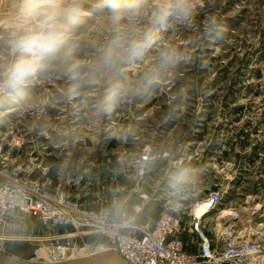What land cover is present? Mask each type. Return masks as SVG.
<instances>
[{
	"label": "rangeland",
	"instance_id": "obj_1",
	"mask_svg": "<svg viewBox=\"0 0 264 264\" xmlns=\"http://www.w3.org/2000/svg\"><path fill=\"white\" fill-rule=\"evenodd\" d=\"M161 39L193 41L194 50L170 76L103 117H92L86 98L60 77L35 83L23 97L0 98V172L62 188L68 181L46 166L70 161L73 184L100 202L103 181L113 177L117 195L143 197L127 210L141 226L166 211L188 212L220 191L222 203L206 226L216 228L212 236L220 227L264 238V0H202L191 27L170 29ZM103 150L110 157L96 160ZM143 151L151 155L147 172L138 163ZM180 169L187 179L174 188L171 177ZM183 235L200 247L188 224ZM14 242L3 241L0 258H14L9 249L28 250Z\"/></svg>",
	"mask_w": 264,
	"mask_h": 264
},
{
	"label": "clouds",
	"instance_id": "obj_2",
	"mask_svg": "<svg viewBox=\"0 0 264 264\" xmlns=\"http://www.w3.org/2000/svg\"><path fill=\"white\" fill-rule=\"evenodd\" d=\"M201 2L0 0V98L23 97L35 83L60 77L86 98L92 117H103L189 59L193 41L161 37L191 27ZM171 179L178 188L185 170ZM126 221V201L114 193L98 223L115 233Z\"/></svg>",
	"mask_w": 264,
	"mask_h": 264
},
{
	"label": "built area",
	"instance_id": "obj_3",
	"mask_svg": "<svg viewBox=\"0 0 264 264\" xmlns=\"http://www.w3.org/2000/svg\"><path fill=\"white\" fill-rule=\"evenodd\" d=\"M150 160V153L143 151L138 159L140 171L147 172ZM0 177L4 178L0 179V255L6 252L3 241L9 240L29 246L26 251L9 249L15 258L38 262L92 256L99 247H106L132 264H264V238L240 237L219 231L220 227L212 236L216 228L206 229L208 218L222 203L220 191L196 200L188 212L166 211L146 225L127 217L126 226L113 233L98 223L106 208L91 207L66 185L47 187L30 177H8L2 172ZM187 224L200 240L197 252L186 250ZM30 228H43L45 233L30 234Z\"/></svg>",
	"mask_w": 264,
	"mask_h": 264
},
{
	"label": "crops",
	"instance_id": "obj_4",
	"mask_svg": "<svg viewBox=\"0 0 264 264\" xmlns=\"http://www.w3.org/2000/svg\"><path fill=\"white\" fill-rule=\"evenodd\" d=\"M113 143H114V141H113ZM102 152L103 153H101V152L100 153H96V154L94 153L96 160H98L100 158V156L101 157L102 156H107V157H105V159H108L110 157L111 150H107V151L106 150H103ZM118 162H119L118 164L119 165L121 164L120 166L123 168V161H121V158L119 159ZM55 164H52L53 166H46V169H51V173L56 172L54 174H59L60 177H61V180H64L65 182L68 181V183H65V185H67L70 188V190L72 191V194L75 195V196L78 195V197L82 201L87 202L91 207H99V208H101L100 205H102L104 208H108L111 205V203H112L113 194L116 193V191L118 189H120V185H119L120 183L119 182L118 183H115V181L112 180L113 177L110 179V181H108V183L105 182V181H103V184H102V188L101 189H103L105 191V189L107 188V191H106L107 194L106 195H103L104 197H101L99 199V200L104 199L101 202L100 201H96V199H93V197H91L92 196L91 194H89V193L82 194V192H83L84 189L83 188H80V186L78 184H73L74 183L75 174L77 172L76 171L77 169L74 168V166H73L74 164H70V161H69V163H64V164H67L68 165L65 168H64V164H62V165H60L58 167H54ZM94 165H95V162H93V164H92V166H91L90 169H94L93 168ZM136 170L138 171V168H136ZM88 171L91 174V171L89 169H88ZM94 176H96V175H93V179H94ZM90 180L91 179L89 177V182H90ZM116 194H118V193H116ZM94 196H97V195H94ZM120 197L123 200H125V201L127 199V198L123 197V195H121ZM141 198H143V197L142 196H139V195L138 196H134V197H132V196L129 197L128 200L126 201V208H127V210L129 209V206L130 205L132 206V205H138V204H140V202H141L140 200H142ZM97 204L99 206H96ZM146 210H147V208H146ZM146 210L145 211L144 210L142 211V213L140 214V219H142V217H144L147 214V211ZM183 238H184L185 243H186L185 246H186V250L187 251H189V252H197L199 250V247H198L197 243H195V240H193L191 238H186V237H184V235H183ZM192 242L194 244H191Z\"/></svg>",
	"mask_w": 264,
	"mask_h": 264
},
{
	"label": "water",
	"instance_id": "obj_5",
	"mask_svg": "<svg viewBox=\"0 0 264 264\" xmlns=\"http://www.w3.org/2000/svg\"><path fill=\"white\" fill-rule=\"evenodd\" d=\"M0 264H132L121 257L116 251L108 250L92 256L81 257L59 263L37 262L31 260H17L0 258Z\"/></svg>",
	"mask_w": 264,
	"mask_h": 264
},
{
	"label": "bare ground",
	"instance_id": "obj_6",
	"mask_svg": "<svg viewBox=\"0 0 264 264\" xmlns=\"http://www.w3.org/2000/svg\"><path fill=\"white\" fill-rule=\"evenodd\" d=\"M201 213V211H199V214ZM106 247H104V248H101V247H99L97 250H98V252H96V253H99V252H105V251H108V250H110V249H105ZM114 251V250H113ZM96 253H94V255L96 254ZM81 258V257H80ZM10 259H17V260H19V258H10ZM73 259V258H72ZM74 259H77V258H74ZM38 262V261H37Z\"/></svg>",
	"mask_w": 264,
	"mask_h": 264
}]
</instances>
